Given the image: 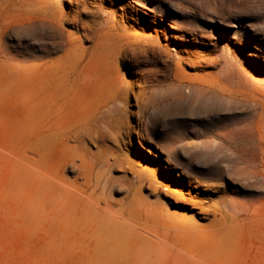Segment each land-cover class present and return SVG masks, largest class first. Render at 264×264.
<instances>
[{"label": "bare ground", "instance_id": "1", "mask_svg": "<svg viewBox=\"0 0 264 264\" xmlns=\"http://www.w3.org/2000/svg\"><path fill=\"white\" fill-rule=\"evenodd\" d=\"M64 1L69 2L67 9ZM41 4L35 18L52 29L43 63L31 73L30 67L18 69L9 82L25 97L34 123L23 151L14 152L11 159L16 173L14 201L30 226L44 230L48 246L62 250L76 246L102 259L159 247L175 256L166 245L170 238L198 233L220 237L231 231L222 227L227 210L196 192L203 183L200 179L186 171L174 176L170 158L166 166L171 171H162L160 163L146 162L139 151L152 148L145 130L169 117L174 120L187 100L196 101L218 126L215 137L252 136L251 117L219 124L227 116L219 112L224 108L214 102L215 94L238 98L235 88L218 75L191 77L184 71L190 51L182 42L199 38L203 49L193 64L201 69L218 63L210 58L213 43L200 38L196 27L186 26L189 34H177L176 40L153 35L141 21L145 10L137 5L145 7L142 1L45 0ZM221 16L217 22L229 24ZM139 28L148 34H139ZM0 30L6 31L1 22ZM160 87L172 90L171 108L154 115L158 108L153 95ZM243 97L255 107L263 106L254 95ZM120 145L125 153H120ZM239 150L242 155L252 153L253 145L245 143ZM115 170L123 177L132 172L135 180L119 178ZM207 219L210 225L200 223ZM210 228L214 229L209 232Z\"/></svg>", "mask_w": 264, "mask_h": 264}, {"label": "rangeland", "instance_id": "2", "mask_svg": "<svg viewBox=\"0 0 264 264\" xmlns=\"http://www.w3.org/2000/svg\"><path fill=\"white\" fill-rule=\"evenodd\" d=\"M43 1L0 0V22L6 30H0V264H264V0H136L145 4H136L145 10L141 21L160 39L176 40L177 34H189L184 29L187 26L196 27L200 38L213 43L210 58H217L218 63L201 69L193 64L195 55L203 49L199 38L182 42L190 51L184 71L191 77L215 74L235 88L238 98L215 94L214 102L224 108L219 112L227 116L220 125L251 117L254 127L247 139L215 137L218 126L205 117L196 101L187 100L174 120L169 117L168 121H158L155 128H147L144 135L152 148L147 151L138 147L140 156L146 162L160 163L162 171L170 170L166 166L170 158L174 176L179 177L177 171H186L192 178L200 179L203 183L195 188L196 192L227 210V222L222 227L231 231L220 237L198 233L178 240L170 238L166 245L171 246L175 256L159 247L103 259L76 246L64 250L48 246L44 230L30 226L14 201L16 173L11 159L14 152L23 151L34 123L25 97L14 91L9 82L18 69L30 67L31 73L36 64L43 63L52 33L50 27L35 18ZM62 6L67 9L69 2H62ZM221 15L229 24L217 22ZM137 32L148 34L142 28ZM171 94L169 88H156L153 103L158 112H148L147 122L150 123L149 113H167ZM246 94L254 95L263 106L255 107L243 97ZM174 124L177 128L172 135L169 131ZM126 143L131 148L130 141ZM245 143H252L253 151L242 155L239 148ZM132 145L136 149L137 141ZM122 147L120 153H125ZM248 158L251 160L246 161ZM114 174L135 180L132 172L125 177L119 170ZM200 223L208 226L211 219ZM211 229L214 228L209 232Z\"/></svg>", "mask_w": 264, "mask_h": 264}]
</instances>
